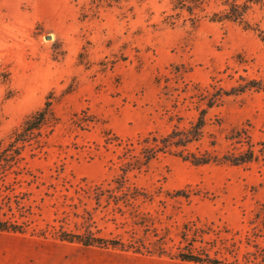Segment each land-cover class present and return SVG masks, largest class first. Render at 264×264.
<instances>
[{
  "label": "rangeland",
  "instance_id": "obj_1",
  "mask_svg": "<svg viewBox=\"0 0 264 264\" xmlns=\"http://www.w3.org/2000/svg\"><path fill=\"white\" fill-rule=\"evenodd\" d=\"M221 2L0 0V141L46 101L55 116L0 164V264H264V92L246 85L264 81V0L236 21ZM199 117L186 152L257 160L146 143ZM86 230L103 243L68 241Z\"/></svg>",
  "mask_w": 264,
  "mask_h": 264
},
{
  "label": "trees",
  "instance_id": "obj_2",
  "mask_svg": "<svg viewBox=\"0 0 264 264\" xmlns=\"http://www.w3.org/2000/svg\"><path fill=\"white\" fill-rule=\"evenodd\" d=\"M221 4H223V18L224 19H231V20H240L241 16L245 9L248 6H252L257 4L259 0H222ZM214 3H217V0H213ZM207 3V2H206ZM216 5V4H214ZM222 12V11H221ZM58 41L56 38L52 41V45L56 46ZM9 77V73L3 69L0 65V86L7 82ZM247 87L256 88L262 92H264V81H250L247 82ZM245 86H243L244 88ZM55 120V116L53 110L50 106V103L46 101L43 106L26 115L22 120L21 124L15 127L10 137L6 141H0V164L1 162H5L4 158L8 156L12 158L19 153L20 147L22 143L26 141L27 135L36 129H39L43 126H48ZM203 125L202 117H199L198 121L193 124V126L187 130H174L169 135L156 138L152 137L146 143L149 144L150 140L154 141L153 149H166L171 151L173 155H176L191 163L192 165L199 166V165H209V164H216V165H230V166H240L247 163H251L257 160V154L254 150H247L244 152H240L238 154H223L221 156H215L208 153L196 154V153H189L185 151V147L192 143L193 141H197L201 135V129ZM147 147V146H146ZM146 159L145 163L149 161L150 158L154 156L153 150H146ZM156 151V150H155ZM178 195H184L182 190L177 191ZM264 230V222L262 224ZM0 230L6 231L7 226L4 222L0 221ZM67 240L68 238H63ZM70 240H76L84 247L88 246H98L103 243L101 238L95 237L91 231L86 230L82 234H78L73 236V238L69 237ZM176 258L180 261L185 262H197V263H206V264H218L217 260L213 258H209L208 255L200 256L193 254L191 251L184 252L183 250L179 251L176 254ZM258 258L252 257L251 260L248 262H244V264H255ZM260 261L264 262V257L260 258ZM258 263V262H257Z\"/></svg>",
  "mask_w": 264,
  "mask_h": 264
}]
</instances>
